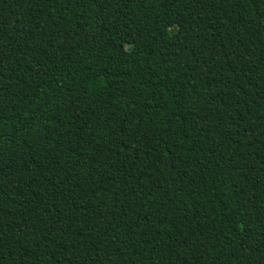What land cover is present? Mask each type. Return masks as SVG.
<instances>
[{"label": "trees", "instance_id": "1", "mask_svg": "<svg viewBox=\"0 0 264 264\" xmlns=\"http://www.w3.org/2000/svg\"><path fill=\"white\" fill-rule=\"evenodd\" d=\"M0 264H264V0H0Z\"/></svg>", "mask_w": 264, "mask_h": 264}, {"label": "rangeland", "instance_id": "2", "mask_svg": "<svg viewBox=\"0 0 264 264\" xmlns=\"http://www.w3.org/2000/svg\"><path fill=\"white\" fill-rule=\"evenodd\" d=\"M179 23H181V22H179ZM171 35H172L173 40H175V41L180 40L182 34L178 28V24L171 28ZM132 40H133L132 37H129L127 39V46L131 43Z\"/></svg>", "mask_w": 264, "mask_h": 264}]
</instances>
